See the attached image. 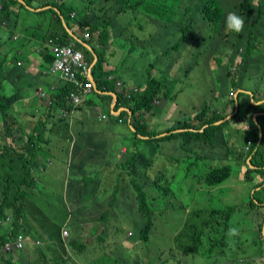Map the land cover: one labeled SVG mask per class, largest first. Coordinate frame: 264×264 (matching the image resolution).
Returning a JSON list of instances; mask_svg holds the SVG:
<instances>
[{
	"label": "rangeland",
	"instance_id": "rangeland-1",
	"mask_svg": "<svg viewBox=\"0 0 264 264\" xmlns=\"http://www.w3.org/2000/svg\"><path fill=\"white\" fill-rule=\"evenodd\" d=\"M257 1L258 0H256L255 3H257ZM14 2L16 4H10V8L14 10L13 13H16V15L15 18L13 14L10 15L9 19L11 21L15 19V22L17 23L7 24L4 26L2 24L5 19L1 20L0 45L2 48L0 49V53L6 58V60L9 61L8 66L13 67V69L20 73V77L13 86L15 90L14 94H11L10 98L9 96L3 97L2 100L6 102H13L15 99L19 100L22 97L21 94L23 92H28L32 95L30 102L33 105L32 111L36 114V116H27L28 119L26 120L18 118L20 126L22 128H26L25 132H27L29 126L35 124L34 121L37 117L42 115V112H36L35 107L39 111H42L43 109L39 108L38 103L41 104L47 100L46 97L40 98L37 96V84H35V81L44 78L46 82H49L52 78H57L59 76V71L56 70L53 73L50 69V65L43 59L42 56L34 58L30 64L23 61L20 50H22L21 48L27 44L29 39L28 34H30L28 30L26 31L24 29V23L36 25L37 23L42 22L43 27H46L50 20H48V14L40 15L34 13V11L31 10L32 8L26 9L23 1H21L20 4H18L17 1ZM201 2H204V0H180V2L175 5L171 22L161 25L155 24L156 19L153 16H139L135 9H129L126 12H118L117 7L119 6V3L115 0H108L106 2L101 1L99 4L94 5L95 7L109 5V9L105 13L101 10L95 11L96 15L105 16L107 21H110L109 17L111 16L112 23H133L139 27V31H136L146 37L150 32H154L153 37L146 42V53L149 56H152V58L142 53L144 51V46L139 42H137L138 44H136L133 51V53L136 54V58L130 60V58L134 57L133 54L126 56L129 58L130 62H135V64L134 68L129 71H125V74L127 75L125 76V82L128 83L130 87L137 81L142 82L147 74L146 67L152 59L154 60L155 66L153 72L159 74L160 76L162 74L165 84L168 87H171L174 94L171 102L161 100L164 102L160 101L156 104L160 110H155L152 120H155V122L158 121V125L156 127L157 130H166L175 123L176 119L187 118L189 115L192 117V115H194V113L199 109L203 100L208 99L207 102L209 103V107L213 109V106L215 105L213 104L214 100L222 99V101H225L226 99H230L231 94L234 96L236 94L233 89L232 93L231 89L228 90L227 88V79L224 75L226 72L224 64L227 62L229 54L235 50L234 43L238 41V33L226 30V17L228 12H235L237 15L243 17L247 22V20L252 19L254 15L251 14L248 16L247 14L246 17L240 15L238 13V0H221L223 9L225 10V20L219 30L216 31L213 25H208L204 22L202 13L199 9ZM2 3L3 0L0 1V6ZM36 3L37 0H32L31 5H35ZM199 3L200 5L195 11L194 8ZM187 7L188 11L185 12L184 10ZM87 18L92 21L94 20L92 14H88ZM9 19L7 20L8 22ZM187 23L189 25L187 30L188 39L177 49H170L172 44L178 39V37H180L181 27L185 26ZM114 26L116 29H120L116 24ZM71 29L67 28V31L70 35H74ZM125 32L126 31H123V33ZM255 32L258 34L259 39L264 40V12L259 21L258 27L255 28ZM241 33H244V36H246L247 28L245 24ZM41 34L46 35V32H41L40 35ZM204 37L205 40L203 39ZM232 44L233 46H231ZM238 47L240 48L237 49V54L241 55L242 51L245 49V45L243 43H238ZM141 53L143 55L138 56ZM216 53H223V62L221 65L216 64L213 59L215 56L212 55H217ZM34 54H37V52H33L30 55ZM125 54L126 51L124 49L118 45L111 44L107 51V60H109L112 65H118ZM23 57L26 58V56ZM239 60V57H237L235 62L233 61L232 64L231 70L236 71V73V65L239 63ZM129 61L124 62L129 64ZM212 70H215L217 75H215ZM254 74L255 72L252 70L250 73L251 77H246L242 82H240L241 86L242 84L243 86L248 84L249 80L254 78ZM217 76H219V83L215 86L213 80L216 79ZM58 82L59 79L55 80L54 84H57ZM250 84L252 87L263 85L261 82ZM28 85L31 86V88L28 90L24 89V87ZM248 87L251 88V86ZM259 90L260 89H258V91ZM246 92L252 93L251 91ZM245 99L246 96L240 97V107H244L243 102ZM259 101L260 100L256 102ZM173 103L175 106L173 111L171 108L167 109V105H173ZM214 108L223 110L224 107L222 104H217ZM16 109L18 108L14 107V110ZM225 110L227 112H231V102L227 104ZM13 115L16 116V114ZM230 126H232V130H229V126L227 125L226 128L228 129H225L223 132L224 137H226V146H223L224 143H220L218 146L222 147H217L215 145H210L209 143L194 139L193 142H188L184 147H182L183 140L179 138L166 143H161V151L157 154L159 158L154 159L150 169L143 172L139 171L135 174L139 182H148V179L153 177L154 172L160 170V164L164 162L166 158H170L174 161L168 160L170 163L165 164L168 169L171 168L173 164H175L176 167V170L172 168L168 172V174H172L173 172L175 173L174 192L172 195L164 197L162 202L164 206L161 208H155L156 212H154L153 215L154 226L151 229L149 239L147 241L137 240L139 237L138 230L140 225L143 224V219L140 217L136 202L131 199L130 201H125L123 195L117 192L118 194L115 195L116 199L114 200L118 201L114 203V207L116 208H109L108 211L110 214H108V218H102L99 221V214H92L90 217L80 218L82 220L80 224L83 225V228H81V230H77V234L81 238L79 241L83 243H79L78 247L84 249L83 253L86 254L87 257L91 256L95 261H99V254L97 252L104 250L106 254H109L113 239H115V237L120 239L123 237V233L119 230L122 228L124 229V235H126V237L121 241L127 243L128 246L137 245L138 250L137 254L133 250L129 251L131 253L122 250L124 257L118 260V264H131L128 258L138 260L143 258L144 255H146L145 264H242L243 262L249 264V253L254 254V249L257 247L256 243L258 234L255 228L259 226V223L257 222V224H255L252 221L256 211L255 206L250 208L248 205H252V200L253 204L257 202L253 199V194H255L258 200H261L260 195L264 192V188L260 191L254 190L247 180H240L239 182H236L231 189L225 188V181L218 186H208L203 181L198 183L200 180L198 177L200 175L198 174L199 171L201 170V176L203 177L204 172L210 169L214 153L220 157L226 147H229L231 150V147H233L235 151H239L244 147V137L246 134L247 124L244 121L239 122L238 120L232 119ZM233 129H237V131L234 133ZM18 135L24 136L21 130H18L15 126L7 132L9 140H16ZM62 137L54 136L52 139L50 138V141L48 140V146H45L44 148L38 147V153L36 156H40L39 165L42 169L37 172L39 177L37 185L39 188L46 191V196H39L36 188L34 186L30 187L27 190L28 205L25 207L23 216L24 220L28 222L29 227L31 228L34 226L37 231L47 230L49 233H52L50 232V229H48L51 227L52 223L53 225H58L62 222L64 205L66 204L67 206V203L64 204L65 201H63V199L66 200L67 197H71V190L73 188H79L85 192V195L93 188H96V190L99 189L101 191L99 194L102 202L106 200L111 193L110 179H103L100 182L95 181L94 178L91 180L81 179V177H78L79 179H74L76 177L75 174L77 173H91L97 178L98 175L95 172L100 171L78 167L75 165L73 159L71 164L70 154L67 162V171L62 170V172H58V166L55 164L52 165L51 152L53 142L61 139ZM7 142L12 146H16L9 141ZM261 146L263 147L264 144ZM262 149L264 152V147ZM12 155L14 156V154ZM124 155L125 154L122 153L118 159ZM230 158L233 160L229 162V159H227L225 162L233 164L232 172L229 177H231L230 180L237 181L244 176L245 168L243 167L246 166H243V164H241V166L238 165V158L235 153H233ZM107 161L110 164H113L111 159ZM220 161L224 162V160L221 159ZM189 163H191L192 169L188 168ZM110 173L111 172L109 171L108 174ZM58 174L59 178H57ZM138 174L140 176H138ZM145 174H148V177H145ZM65 179H67V181L65 185H63ZM68 181L70 183H68ZM122 185L125 186L126 184L123 183ZM49 189H51V191H49ZM147 190L149 195H153L149 189ZM65 193H67V196L64 195ZM85 195L81 196L80 194H77L76 198L78 200L70 207L71 211L69 222H67L68 227H66L70 229L74 227L75 232L77 224L80 221L79 218L75 216L76 209H78L81 205H89V202L86 201ZM128 205L129 207L125 208ZM103 206L106 208L107 203H104ZM231 206H235L236 208H233L231 213L228 215V208ZM149 208L152 207L149 206ZM158 209L160 210L159 214L157 213L159 211ZM212 209H217L220 212L212 215L210 213V210ZM192 211H197L200 215V217L196 220L198 227V230L196 231L202 229L200 228V222L206 218V216H217L215 220L216 222H219L217 223L216 231H219V234H216V238L218 239L221 235H224V239L217 247H215L213 245L215 240H213L210 244L209 237L205 234L201 240L202 245L199 247L200 253L198 251L194 255L189 254L187 255V258H183L182 250L177 249L176 245L178 242H183L186 239L187 236L185 233H187V231H181L180 235L177 236L180 231V227L176 225L180 222L179 219H181V217L183 218V221L187 220L188 215L191 214ZM78 215H88V212H80ZM193 217L197 218L195 216ZM108 224H112L118 228L119 234H114ZM102 225L104 226L105 231L103 235H100L102 240H99L96 237V234L101 230L100 226ZM127 230L132 232V234H126ZM222 231H224L223 234H221ZM213 232V230L210 231V233ZM213 234H211L210 237H213ZM39 241V243L42 242L41 240ZM95 242H100L102 244L97 245ZM103 243L106 245L104 246ZM53 244L54 243H51V247L47 249V256L49 257L60 255L56 252ZM212 245L213 248L210 249L209 247H212ZM260 246L264 247L263 241ZM11 247V244L5 246L6 249ZM35 248H38V246H35ZM92 249L94 252H91ZM221 249L223 250L222 253L220 252ZM65 250L67 252V262L65 264H81L84 254L76 255L74 252V245L70 246V248L66 247ZM26 252H28V248L24 253ZM60 252L64 256L61 249ZM205 253H209L210 257H203L206 255ZM32 256L33 254H29L26 258H32ZM13 257L15 258L14 254ZM49 257L48 260L50 259ZM107 261L108 260L105 261L106 264ZM17 262L19 263L18 259ZM43 263L44 261H37L34 264Z\"/></svg>",
	"mask_w": 264,
	"mask_h": 264
},
{
	"label": "trees",
	"instance_id": "trees-1",
	"mask_svg": "<svg viewBox=\"0 0 264 264\" xmlns=\"http://www.w3.org/2000/svg\"><path fill=\"white\" fill-rule=\"evenodd\" d=\"M14 1H17L18 4L21 3L18 0H3V3L0 6V24H2V19H5V23L11 14L16 15V13H13L14 10L10 8V4H16ZM101 1L106 2L108 0H37L35 5H31L32 0H25L24 2L25 4H28V6L35 8L45 7L43 9L33 11L34 13L40 15L48 14V20L50 21L46 27H43L42 22L37 23L36 25H30L28 23L27 25H24V29L26 31L28 30L30 34H28L29 39L27 44L21 48L22 50H20V52L23 58V56H25L28 52L27 50H29V48L25 49V47L28 45L31 46L32 40L30 37H32L34 39L32 50L41 55L50 65L55 59L54 54L50 52L51 46L54 44L64 45L75 42V46L83 51L85 60L89 62L90 65L92 64L91 75L97 84L96 91L91 93V96L94 94V99H87L82 105L88 103L89 105L96 106L97 102L95 99L98 98L99 93L111 91L116 93L115 107L117 108V104H120L129 109L130 114L126 111H120L117 117L107 110L108 115L115 119L114 122H116L118 117H121L122 121L124 120L123 118L129 119V128L128 126H125L130 135L134 137V144L131 150L128 154L123 156L120 162L116 163L117 173L113 175L116 179L114 180L113 185H111V193L109 196L110 204L108 208H116L114 207V203L118 201L114 200L116 199L115 195L118 193L123 195L125 201H130V199L132 201L134 200L137 204L140 217L143 219V224L140 225L138 230V239L140 241H147L149 239L151 229L154 226L153 215L154 212H156L155 208H161L164 206L162 204L164 197L172 195L174 192L175 173L173 172L172 174H168L165 170H162V165H160V170L154 172L153 177L148 179V182H139L135 174L139 171L143 172L150 169L154 159L159 158L157 154L161 151V143H166L179 138L183 140L182 147H184L188 142H193L194 139L209 143L210 145H215L217 147H222L218 146L220 143H224L223 146H226V137H224L223 132L225 129H228L226 128L227 125L229 126V130H232V126H230L232 119L238 120L239 122L244 121L247 124L246 134L244 137V147L239 151H235L233 147H231L232 150L229 147H226L220 157L214 153L210 169L204 172L203 177L201 176V170L199 171L198 174L200 175L197 176L200 180L198 183L203 181L208 186H218L224 182L232 172L233 164L229 162L233 160L230 157H232L233 153H235L238 158V165L241 166V164H243V166H246L244 170L245 180L251 181L257 173L263 171L260 174L261 180L255 185L263 187L264 154L262 148L264 146L262 147L261 145L264 144V40L258 38L255 28L258 27L259 21L264 12V0H258L257 3H255L256 0H238V13L244 17H246L247 14L248 16L251 14L254 16L252 19L247 20V22L245 21L247 28L246 36H244V33H238V41L234 43L235 50L229 54L228 60L224 64V68L226 70L224 75L227 79L228 90L231 89L232 93V89L235 92L237 89L243 90H240L236 96L231 94L230 99H226L225 101H222V99L214 100L213 104H222L224 107L223 110L214 108L215 105L213 106V109H211L209 107V103L207 102L208 99L203 100L199 109L194 113V115H192V117L189 115L187 118L176 119L175 123L164 131H158L156 129L158 121L155 122V120H152L155 110H160L155 104V101L158 100L160 102L161 100H164L171 102L174 94L171 87H168L165 84L162 74L160 76L159 74L153 72L155 66L153 59L146 67L147 74L144 80L142 82L137 81L132 85L138 87V91H132L130 96H128L124 88H122L121 91H116L114 87V83L116 81L115 79L119 80L120 77L125 79V71H129L134 68L135 62H130L129 58L126 56L133 54L134 57L130 58V60L136 58V54H134L133 51L136 44H138L137 42L144 46V51L142 53L148 55L146 53V42L153 37L154 32H150L146 37L136 31H139V27L133 23H112V21L104 19V16L96 15L95 11H104L106 9L102 5V7L94 6L95 4H99ZM115 1L119 3V6L117 7L118 12H126L129 9H135L139 16H153L156 19L155 24L157 25L171 22L175 5L180 2V0ZM199 5L200 3L194 8L195 11ZM25 8L28 9L26 6ZM199 9L202 13L204 22L208 25H213L214 29L218 31L225 20V10L223 9L221 0H204V2H201ZM184 11L187 12L188 7ZM88 14H92V17L94 18L93 21L87 18ZM13 23L16 24L17 22H13L9 19L8 24ZM115 24L120 28L119 30L115 28ZM66 25L70 28H76V31H78L81 35V40L92 48L93 52L97 55L95 62L92 51H90L84 43H81L73 38L72 35L68 33ZM188 28V23L181 27V35L172 44L170 49H177L180 45H183L186 42L188 39ZM123 31L126 32L123 33ZM41 32H46V35H40ZM83 34H87L88 38H84ZM203 39L205 40V37ZM238 43H243L245 45V49L242 51L241 55L237 54V49L240 48L238 47ZM111 44L118 45L126 51V54L122 57L118 65H112L109 60H107V51ZM231 46H233V44ZM142 53L138 56H142ZM222 55L223 53L212 55L215 56L213 59L216 64H222ZM149 57L152 58V56ZM237 57H239L240 60L236 65V73V71L231 69L233 61L235 62ZM7 61L8 60L4 57L0 64V219L4 218L10 211L13 217V222L10 233H0V264H21L22 262L23 264H34L37 261H44L43 264H65L67 260L60 252L61 249L62 252L66 254L65 241L67 240L63 239L60 235L64 217L67 213V206L65 202L62 222L58 225H53L51 222L52 225L48 228L52 233H49L47 230L37 231L34 226L30 228L28 222H26L23 218L25 207L28 205L27 190L30 187L34 186L39 196H46V191L39 188L37 185V182H39L37 172L39 171L38 167L40 165L37 160L38 157L36 156L38 153L40 132L42 131L43 134L44 123L42 121L36 123V126L33 129L35 132L30 131L26 142L18 143V140H14L12 143L16 146L6 144L5 140L8 138L7 132L9 129H12L14 126L18 130L24 129L20 126L18 117L13 115L12 109L16 99L13 102H6L2 100L3 97H8L7 95L11 94V91H9L10 82L13 86L17 82V80H12L13 72L16 70L11 66L5 65ZM124 61H129V64H126ZM252 70L255 72L253 76L254 78L249 80L248 84H245L244 86L242 84L241 86L240 82H242L246 77H251L250 73ZM212 71L215 75H217L215 70ZM80 78H82L83 81L88 80L85 75L80 76ZM213 82L215 86H217L219 83V76H217ZM257 82H261L263 85L252 87L250 84ZM248 86H251V88ZM75 87L76 85L71 82L63 81L62 79H59V82L55 84V89H49L44 86L43 90L45 96L43 97H46L47 100L44 101V105L42 104V106H39V108L43 109L42 111H39L35 107L36 112L47 114V112L54 109L59 110L60 108H65L68 112L78 109L82 105L75 104L69 96V93L75 90ZM30 88L31 86L24 87L26 90ZM258 89L260 90L258 91ZM39 90H41V88L37 87L36 93ZM246 91H251L252 93L250 94ZM27 94L29 93L23 92L21 94L22 97L19 100ZM242 96H246V99L243 102L244 107H240L239 103L240 97ZM252 100L254 102L258 100L260 101L258 103H253ZM229 102L232 103L231 112L236 109L234 115L228 117L224 121L216 123L231 113L225 110ZM236 102L237 106L235 105ZM169 108L173 111L175 108L174 103L173 105L168 104L167 109ZM29 110L31 111L30 114L32 116H36V114L33 113L32 108H29ZM255 113L257 114L254 118ZM130 125L133 130L130 128ZM236 131L237 129H233L234 133ZM139 136L141 137L139 138ZM137 140L142 141V143L146 142V145L143 146L142 144V147H136L135 143ZM147 145H149V149L145 147ZM12 154H14V156ZM244 156H251L250 164H252L253 167H248L244 163ZM167 159L169 160L170 158H166L165 160ZM220 159L224 160V162H221ZM227 159H229V162L225 163ZM188 168L192 169L191 163H189ZM145 175V177H148V174ZM138 176L140 175L138 174ZM123 183L126 185H122ZM147 189H149L153 195H149ZM49 191H51V189H49ZM253 199L257 200L255 194H253ZM148 205L152 208H149ZM128 207L129 205L125 208ZM233 208L235 209L236 207L231 206L228 208V215L231 213ZM219 212L220 211L217 209L210 210L212 215L216 213L218 214ZM78 213L79 212H76V216H79ZM157 213L159 214L160 210ZM189 215L187 220L184 221V227L180 229L177 234V236H179L181 231H187V233H185L187 236L186 239L183 242H178L176 245L177 249L182 250V255H194L198 252L199 247L202 245L201 240L205 234L208 235L210 244L213 240H215L213 243L215 247L223 241L224 235H221L218 239L216 238V234H219V231H216V226L219 222H216L215 220L217 216H206V218L200 222V228L202 229L196 231L198 230L196 220L200 217L199 212L192 211ZM193 216L197 218H194ZM102 218H108V213L107 215H103L101 219ZM79 220H81L80 217ZM180 220L182 223L183 219L181 218L179 221ZM80 222L81 221L77 224V228L79 229L83 228V225L80 224ZM179 224L180 223L176 226H179ZM212 230L214 231V234L210 233ZM20 231H23L26 234V247L21 251L19 248H15L11 251H5L3 247L6 241L13 239V234ZM224 231H222L221 234H223ZM211 234H213V237H210ZM37 238L42 240V244L38 245V248H35L36 245L31 244V242L34 243V240ZM261 242V240L257 241V250L254 249L256 252H258ZM51 243H54L53 245L55 246V250L60 255L50 257L47 256V249L51 247ZM68 244L69 246L74 245L72 239L68 240ZM213 245L212 247H209L210 245L208 247L211 249L213 248ZM28 247L30 248V254H33V256L32 258L29 257L25 260L26 256H29L27 253L24 254ZM79 250H83V248H80ZM116 250H113L112 252L115 253ZM220 252L222 253L223 250L221 249ZM13 254L15 258L13 257ZM209 255L210 254L208 253L203 257L209 258ZM48 257L50 258L49 260ZM17 259L19 263L17 262ZM128 260L131 264H142V262L136 259L134 260L138 263L129 258ZM248 262L249 264H264V257L261 254L256 255V257L249 255ZM242 264L248 263L243 262Z\"/></svg>",
	"mask_w": 264,
	"mask_h": 264
},
{
	"label": "crops",
	"instance_id": "crops-1",
	"mask_svg": "<svg viewBox=\"0 0 264 264\" xmlns=\"http://www.w3.org/2000/svg\"><path fill=\"white\" fill-rule=\"evenodd\" d=\"M20 1V0H18ZM14 15V14H13ZM15 16V15H14ZM15 21V19H13V22ZM24 25H27L24 24ZM76 29V28H74ZM72 28V30L74 31V33L77 36H81L80 33L76 30H74ZM30 39L32 40L31 46L29 47H25L29 48V50H27L28 52L25 54L26 58H22L24 62H26L27 64H30L32 62V60L38 56H41L39 54H34V55H30L31 53H33L34 51L32 50L33 48V43H34V39L32 37H30ZM1 45H0V49H1ZM12 49V48H11ZM4 57L2 56V54L0 53V64L1 61ZM118 61V60H117ZM9 61L6 62L5 65H8ZM127 76V75H125ZM20 75L17 71L13 72V78L12 80H17L19 79ZM59 76L57 78H52L51 81L46 82L43 79H39L38 81H35V84H37V87L41 88L43 90L44 86L48 87L49 89H51L52 86L55 87V80H58ZM126 79V78H125ZM125 79L120 77V80H122L124 83ZM29 86V85H28ZM25 86V87H28ZM96 87L93 89L96 91ZM115 90L118 91L119 89L115 86ZM55 89V88H54ZM9 91H11V94H14V88L12 83L10 82L9 84ZM80 94L83 98V91L82 89L79 90ZM10 94V95H11ZM7 95V96H10ZM31 98L32 95L31 94H27L26 96H24L21 100H16V102L13 105V109L12 111H14L13 114H16V116L18 118H22L24 120L28 119L27 116H30L31 111L29 110V108H32V104H31ZM94 99V95L91 96L90 94L87 96L86 100L88 99ZM97 104L96 106L93 105H89L88 103H85L84 105H82L81 107H79L78 109H74L71 112H65L62 108H60L59 110H52L50 112H47V114H42L40 117H37V119L34 121L35 124L29 126V129L27 132H25V129H22L21 132L23 133L24 136L18 135L17 139L18 143H24L27 140V137H29V133L31 132H35L33 131V129L36 126V122L42 121L44 123V129H43V134L42 131L40 132V141L38 142V147L40 148H44L45 146L49 145L48 140L50 141V138L52 139V137L54 136H61L63 135V137L61 139L55 140L53 142V148H52V152H51V158H52V165L55 164L57 167L58 172H62V170L67 171V162H68V157L69 154L71 155V164H72V159L75 163L76 166L81 167V168H90V169H94L100 172H95L97 173V178L90 174H86V173H77L75 174V178L74 179H79L78 177H81V179H86V180H91L92 178L95 179V181L100 182L103 179H110L111 180V184L113 185L114 180L116 179L115 173H117V166L116 163L120 162L122 160L123 157H121L120 159H118L120 157V155L122 153L124 154H128V152L131 150L133 144H134V137H132V135H130V133L127 131L126 126H128L129 128V119H125L123 121H117L116 122L114 118L108 116L107 118H101V114L105 113L107 110H109L110 112H113L114 116L118 115V111H123L125 110L124 107H119L117 108V111H113L116 105V95L111 92V91H104V92H100L98 98L95 99ZM34 104H35V100H34ZM43 103H38L39 106H42ZM44 105V104H43ZM14 107L18 108L16 110H14ZM29 107V108H28ZM19 112V113H16ZM32 116V115H31ZM126 120V121H125ZM126 125V126H125ZM130 128L133 130L132 126L130 125ZM165 130V129H164ZM161 131V130H158ZM65 133V134H63ZM160 135V134H159ZM26 137V138H25ZM141 136H139L140 138ZM7 141H9L10 143H12L14 141V139H6L5 142L6 144L10 145ZM20 141V142H19ZM136 147L138 146V148L142 147L146 145V142L142 143V141L137 140V142L135 143ZM149 149V145L145 146ZM263 151V149H262ZM71 152V153H70ZM264 154V152H263ZM40 157V156H39ZM39 157L37 158V160L39 161ZM171 157V156H170ZM179 158V157H178ZM186 158V157H185ZM112 160L113 164H110L107 160ZM243 159L246 161H244V163L247 165H249V167H253V165H250V159L251 156H247V157H243ZM171 160V159H169ZM173 161V160H172ZM174 162V161H173ZM249 162V163H248ZM168 162V159L165 160L164 162H162L160 165H162V170H165L167 173L174 168L175 169V164L172 165L171 168L168 169V167L165 165ZM247 165V166H248ZM245 168V167H243ZM39 170L42 169L41 166L38 167ZM115 170V173H114ZM111 171L110 174H108V172ZM263 171H260V173H257L255 175V177L249 181V184L252 188H254V190H262V188H264V183H263V187L262 186H255L257 182H259L261 180V176L260 174ZM59 178V174L58 177ZM231 177H228L225 180V188H233L234 184L236 182H239L240 180H245V177H241L240 179H238L237 181H232L230 180ZM72 179V180H74ZM67 179L64 180L63 185H65ZM75 182V181H72ZM68 183H70L68 181ZM101 191L99 189L96 190V188H93L91 190H89L86 195L85 192L80 190L79 188H73L71 190V197H67L65 201V203H67V212H70L71 209L70 207L76 203V201L78 200L76 198L77 194H80L81 196L85 195L86 201L89 202V205H81L78 207V209H76V212H88V215H79L76 216L77 218H81V217H90L92 214L93 215H97L99 214V221L101 220V217L103 215H107L110 214L109 213V197L104 200L103 202L101 201V196L100 193ZM65 196H67V193L64 194ZM261 200L257 199V202L253 205H248L250 208H252V206H255V214L253 216V223L257 224V222L259 223L258 227L255 228V230L257 231V241L261 240L264 242V192L260 195ZM194 201V200H193ZM102 203V204H101ZM104 203H107V207L105 208L103 206ZM182 218V217H181ZM183 219V218H182ZM82 222V220H80ZM185 221V220H184ZM184 221L180 220V224L179 227L180 229H182L184 227ZM104 225V224H103ZM100 226L101 230L96 234V237L99 240H102V237L100 235L104 234V226ZM109 228L112 230V232L115 234H119L118 233V228H116L114 225L112 224H108ZM115 227V229H114ZM69 229V235L68 237H73L76 238L78 236V234H73L76 233L74 227H72L71 229ZM122 233H123V237L120 238H116L113 239L112 243H111V250L109 252V254H106L104 252V250L97 252L99 254V261H95L91 256H88L86 254H84V258L81 262V264H106L105 261H107V264H118V260L122 259L124 257L122 250L125 251H130L133 250L134 252H136L137 254V245H133V246H128L127 243H124V241H121L123 239H125L126 235H124V229H119ZM130 231L127 230L126 234L129 233ZM132 234V232H130ZM129 234V235H131ZM139 236V234H138ZM131 238V237H130ZM130 240V239H129ZM139 240V239H137ZM98 242V241H97ZM95 242V243H97ZM102 243H97V245H101ZM104 245V243H103ZM106 245V244H105ZM104 245V246H105ZM93 246V245H92ZM131 248V249H129ZM117 249V250H116ZM113 250H116V252H112ZM255 250H257V248H255ZM254 250V251H255ZM91 252H94L93 249ZM90 252V253H91ZM133 252V254H134ZM131 253V252H129ZM261 254L264 257V247L260 246L258 252H254L253 253H249V255H252V257H256V255ZM146 255H144L143 258L138 259V261L142 262V264L145 262L146 260ZM107 257V258H105ZM183 258H187V255H182ZM135 261V260H134ZM137 262V261H135ZM138 263V262H137ZM145 264V263H144Z\"/></svg>",
	"mask_w": 264,
	"mask_h": 264
},
{
	"label": "clouds",
	"instance_id": "clouds-1",
	"mask_svg": "<svg viewBox=\"0 0 264 264\" xmlns=\"http://www.w3.org/2000/svg\"><path fill=\"white\" fill-rule=\"evenodd\" d=\"M0 1H2V0H0ZM21 1H23L24 2V0H20V2ZM25 3V2H24ZM25 6L29 9V8H32L31 10H36L37 8H35V7H32V6H28L27 4H25ZM104 7L106 8L103 12L105 13V12H107L108 11V9H109V5L108 6H106V5H104ZM43 8H45V7H42V8H38L37 10H40V9H43ZM12 15V14H11ZM14 16V15H13ZM100 16H103V15H100ZM14 18H15V16H14ZM104 19H105V16H104ZM109 20L110 21H112V19H111V16L109 17ZM9 22L8 21H6L5 23H3L2 25H7ZM244 24H245V20H244V18L243 17H241V16H239V15H237L235 12H228L227 13V17H226V30L227 31H230V32H234V33H240V32H242L243 31V28H244ZM66 28H69V29H71L70 27H67V25H66ZM72 30V29H71ZM76 30V29H75ZM73 31V30H72ZM73 33H74V31H73ZM72 37L73 38H75L77 41H79V42H81V43H84V45L88 48V49H90V51H92V54H93V56H94V62L96 61V59H97V55L93 52V50H92V48L88 45V44H86L85 42H83V40H81V38H80V36H77L75 33H74V35H72ZM83 37L84 38H88V35L87 34H83ZM55 45H58V46H68V45H71L75 50H78V51H80L81 52V54H82V60L84 61V63H85V65H86V69H87V72L86 73H78L77 74V78L82 82V83H87V82H89V83H91V88L89 89V91L87 92V93H85L84 95H83V100H82V102L81 103H78L77 105H80V104H82L84 101H85V99L87 98V96L90 94L91 95V93H93L95 90H93L94 88H95V86H97V84H96V81L94 80V78H93V76L91 75V65L89 64V62H87L86 60H85V58H84V54H83V51L81 50V49H79V48H77L76 46H75V42H71V43H69V44H64V45H60V44H54L53 46H55ZM53 46H51V48H50V52H52L53 53ZM55 57V56H54ZM96 57V58H95ZM54 62V61H53ZM53 64V63H52ZM52 64H50V69H51V67H52ZM51 71H52V69H51ZM53 73L55 72V71H52ZM86 76L87 78H88V80L87 81H83V79L82 78H80V76ZM59 79H62L63 81H67V82H71V81H69V80H65V79H63L62 77H60V72H59ZM116 81H115V86L119 89L118 91H121L122 90V88H124L125 89V92H126V94L128 95V96H130V94L132 93V91L133 92H136V91H138L139 90V88L138 87H136V86H132L131 85V87L128 85V83L126 84V83H124L122 80H117V79H115ZM72 84H74L73 82H71ZM74 85H76V84H74ZM52 88H54V86H52L51 87V89ZM97 88V87H96ZM81 88L79 87V86H77L76 85V87H75V90H73V91H71V92H76V93H80V90ZM240 90L238 89L237 91H236V94L239 92ZM71 92L69 93V96H70V94H71ZM115 95H116V93L115 92H113ZM236 94H235V96H236ZM251 94V93H250ZM37 95H38V97H40V98H42L43 96H45V93H44V90H39L38 92H37ZM94 95V94H93ZM71 97V96H70ZM72 100V99H71ZM253 101V100H252ZM159 101L158 100H156L155 101V104H157ZM254 102V101H253ZM256 103H258V102H256ZM235 105L237 106V102L235 103ZM119 107H124L125 108V110H123V111H126V112H128L129 114H130V111H129V109L128 108H126L125 106H122V105H118L117 104V108H119ZM117 108H114L113 109V111H117ZM116 109V110H115ZM63 110L65 111V112H67V109H65V108H63ZM119 112H120V110L118 111V114H119ZM110 113H113V112H110ZM257 113H255L254 114V118H255V115H256ZM109 115H108V113H107V111L105 112V113H102L101 114V118H107ZM117 117V116H116ZM117 121H122L121 120V117H118L117 118ZM246 146H247V143H246ZM257 201V200H256ZM66 215H67V217H66ZM66 215H65V217H64V222H63V225H62V229H61V233H60V235H61V237L63 238V239H65V240H67V241H65V247H69L70 248V246H69V244H68V240H71L72 239V241L74 242V249H75V253H76V255H81V254H84L83 253V250H79L80 249V247H78V244L79 243H83V242H81V241H79L81 238L79 237V236H77L76 238H73V237H68V232H69V230H68V226H67V222H69V216H70V212H67L66 213ZM12 222H13V217H12V214H11V212L9 211V213L4 217V218H1L0 219V233L1 232H6V233H10L11 232V229H12ZM67 226V227H66ZM77 230H81V229H79V228H76V233H73V234H77ZM63 231H66V233L64 234L63 233ZM128 234H131L130 232L128 233ZM14 235V238L13 239H9V240H7L6 241V243L8 242V243H10V244H12V247L9 249V250H6L5 249V245H4V250L5 251H11V250H13V249H15V248H19L20 249V251L22 250V249H24L25 247H26V243H27V239H26V234L23 232V231H20V232H17V233H14L13 234ZM19 235H21V239H22V246L21 247H16V244H15V242H16V240H17V237L19 236ZM39 240H41V239H35L34 240V243L33 242H31V244H34V245H36V246H38V245H41L42 244V242L41 243H39L40 241ZM42 241V240H41ZM5 243V244H6ZM27 246H28V244H27ZM29 247H28V252H26L28 255L30 254V251H29ZM66 251V250H65ZM67 253V252H66ZM25 254V253H24ZM64 254V257L66 258V254L65 253H63ZM21 257V256H20ZM27 258H25V260H26ZM24 260V261H25ZM66 260H67V258H66ZM22 264V263H21ZM56 264V263H55ZM58 264V263H57Z\"/></svg>",
	"mask_w": 264,
	"mask_h": 264
},
{
	"label": "built area",
	"instance_id": "built-area-1",
	"mask_svg": "<svg viewBox=\"0 0 264 264\" xmlns=\"http://www.w3.org/2000/svg\"><path fill=\"white\" fill-rule=\"evenodd\" d=\"M53 54L55 56L54 62L52 64V71L58 70L60 72V77H62L65 80H69L79 86L82 91L83 95L89 91L91 88V83H82L78 78V73H86V65L84 61L82 60V54L80 51L75 50L71 45L68 46H53ZM72 101L75 104L81 103L83 98L80 93L71 92L70 94ZM65 234L66 231H63ZM10 243H6L8 245ZM16 247L22 246V239L21 235L17 237V240L15 242ZM12 245V244H11ZM6 249V248H5ZM10 249V248H9ZM6 249V250H9Z\"/></svg>",
	"mask_w": 264,
	"mask_h": 264
},
{
	"label": "water",
	"instance_id": "water-1",
	"mask_svg": "<svg viewBox=\"0 0 264 264\" xmlns=\"http://www.w3.org/2000/svg\"><path fill=\"white\" fill-rule=\"evenodd\" d=\"M95 58H96V57H95ZM239 90H241V89H239ZM253 103H254V102H253ZM235 111H236V109L233 110V112H232L230 115H227L225 118H223L222 120L217 121L216 123L221 122V121H224V120L227 119L228 117L234 115Z\"/></svg>",
	"mask_w": 264,
	"mask_h": 264
}]
</instances>
